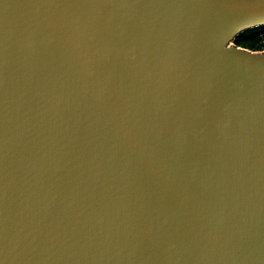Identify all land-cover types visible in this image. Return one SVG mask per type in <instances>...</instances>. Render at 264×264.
<instances>
[{"label": "water", "instance_id": "1", "mask_svg": "<svg viewBox=\"0 0 264 264\" xmlns=\"http://www.w3.org/2000/svg\"><path fill=\"white\" fill-rule=\"evenodd\" d=\"M264 0H0V264H264Z\"/></svg>", "mask_w": 264, "mask_h": 264}, {"label": "trees", "instance_id": "2", "mask_svg": "<svg viewBox=\"0 0 264 264\" xmlns=\"http://www.w3.org/2000/svg\"><path fill=\"white\" fill-rule=\"evenodd\" d=\"M264 26L248 29L235 38V42L243 47L253 50L262 49L264 43Z\"/></svg>", "mask_w": 264, "mask_h": 264}, {"label": "built area", "instance_id": "3", "mask_svg": "<svg viewBox=\"0 0 264 264\" xmlns=\"http://www.w3.org/2000/svg\"><path fill=\"white\" fill-rule=\"evenodd\" d=\"M262 42L264 43V39L262 40ZM262 49H264V47Z\"/></svg>", "mask_w": 264, "mask_h": 264}]
</instances>
